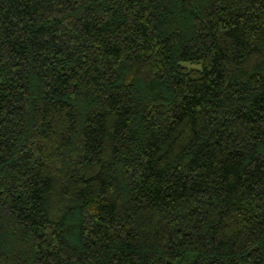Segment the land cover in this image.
<instances>
[{"label": "trees", "instance_id": "trees-1", "mask_svg": "<svg viewBox=\"0 0 264 264\" xmlns=\"http://www.w3.org/2000/svg\"><path fill=\"white\" fill-rule=\"evenodd\" d=\"M0 264H264V0H0Z\"/></svg>", "mask_w": 264, "mask_h": 264}, {"label": "rangeland", "instance_id": "rangeland-1", "mask_svg": "<svg viewBox=\"0 0 264 264\" xmlns=\"http://www.w3.org/2000/svg\"><path fill=\"white\" fill-rule=\"evenodd\" d=\"M187 66H190V65H187Z\"/></svg>", "mask_w": 264, "mask_h": 264}]
</instances>
